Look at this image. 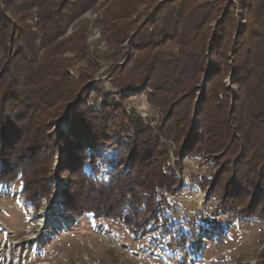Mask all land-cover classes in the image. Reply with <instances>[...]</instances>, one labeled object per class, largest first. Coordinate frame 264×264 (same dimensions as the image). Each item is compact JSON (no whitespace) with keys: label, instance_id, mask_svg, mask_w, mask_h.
Returning <instances> with one entry per match:
<instances>
[{"label":"trees","instance_id":"1","mask_svg":"<svg viewBox=\"0 0 264 264\" xmlns=\"http://www.w3.org/2000/svg\"><path fill=\"white\" fill-rule=\"evenodd\" d=\"M235 2L0 0V183L19 179L37 208L59 152L69 176L62 218L92 213L137 233L159 191L178 189L166 140L177 155L185 147L221 164L208 192L222 212L264 218V0ZM88 10L101 11L104 53H90L88 21L67 34ZM94 58L110 59L118 89L144 86L160 112L155 127L111 98L90 102ZM75 61L85 63L78 75ZM64 119L68 131L52 130Z\"/></svg>","mask_w":264,"mask_h":264},{"label":"rangeland","instance_id":"2","mask_svg":"<svg viewBox=\"0 0 264 264\" xmlns=\"http://www.w3.org/2000/svg\"><path fill=\"white\" fill-rule=\"evenodd\" d=\"M238 6L239 17L242 12ZM100 10L86 11L66 30L69 34L80 22L88 21L87 45L95 55L107 49L95 24ZM31 19L30 16L29 23ZM168 49L176 51L173 45ZM94 59L98 70L88 88L90 102L100 105L111 98L123 112L135 113L155 127L160 112L147 101L144 86L118 89L112 83L110 59ZM84 65L75 61L73 73L78 75ZM224 81L231 86L229 79ZM56 128L68 131L69 119L52 130ZM162 143L179 180L178 189L173 195L159 191L155 213H148L147 223L137 233L120 220L92 213L75 220L62 218L69 176L62 171L59 152L52 157L44 176L51 190L39 197L37 208L25 201L19 179L0 183V264H256L264 249V218L222 212L219 197L208 192L221 164L213 156H193L185 147L177 155L174 142ZM102 161L106 164L103 158ZM130 165L126 160L121 168L128 169ZM45 214L49 222L39 225ZM31 234L35 238L30 239Z\"/></svg>","mask_w":264,"mask_h":264},{"label":"bare ground","instance_id":"3","mask_svg":"<svg viewBox=\"0 0 264 264\" xmlns=\"http://www.w3.org/2000/svg\"><path fill=\"white\" fill-rule=\"evenodd\" d=\"M49 222V215L47 216L46 214L45 215H43L42 217H41V219L39 220V225H41V224H45L46 225V223H48ZM29 238L30 239H33V238H35V235H33V234H31V235H29ZM23 247V246H22ZM25 247V246H24ZM38 264H50L49 262H41V263H38Z\"/></svg>","mask_w":264,"mask_h":264}]
</instances>
